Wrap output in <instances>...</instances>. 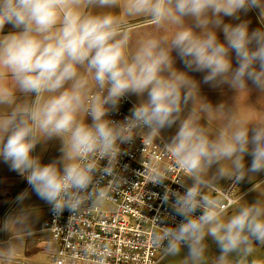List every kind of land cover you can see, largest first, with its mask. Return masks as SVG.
I'll return each instance as SVG.
<instances>
[{
	"label": "clouds",
	"instance_id": "1",
	"mask_svg": "<svg viewBox=\"0 0 264 264\" xmlns=\"http://www.w3.org/2000/svg\"><path fill=\"white\" fill-rule=\"evenodd\" d=\"M253 10L260 27L250 29L241 17ZM144 24L157 31L134 42ZM191 72L204 73L202 81ZM201 83L264 96V0H0V161L55 216L68 210L72 217L111 198L122 145L137 137L158 142L182 172L184 190L165 186L164 203L182 219L163 226L153 218L162 231L151 244L166 257L183 252L184 264H207L211 240L219 250L214 264H231L264 245V203L241 204L225 218L234 202L213 193L225 179L236 186L264 173V119L214 106L200 95ZM132 95L138 102L129 114L111 119ZM210 113L224 116L215 134ZM52 140L60 141L61 155L44 164L34 152ZM167 172L154 169L150 182L163 185ZM29 195L16 196V215L0 231L33 234ZM13 248L8 241L0 251L8 258ZM85 252L96 264L111 254L91 245Z\"/></svg>",
	"mask_w": 264,
	"mask_h": 264
},
{
	"label": "built area",
	"instance_id": "2",
	"mask_svg": "<svg viewBox=\"0 0 264 264\" xmlns=\"http://www.w3.org/2000/svg\"><path fill=\"white\" fill-rule=\"evenodd\" d=\"M134 104L127 97L118 111L110 113V118L123 120ZM157 143L137 137L131 144L121 146L124 154L118 160L119 176L110 199L86 205L72 217L68 210L57 217L50 207L43 229L49 233L53 245L52 264H96L97 257L85 252L89 245L97 251L110 248L107 264L163 263L166 256L151 244L153 232L162 231L153 218L163 219L166 222L163 226H175L181 221L170 204L164 203L163 196L165 186L182 192L184 189L178 183L184 177ZM164 166L168 168V180L163 185L150 182L153 170ZM239 184L232 186L227 180L213 193L234 202L227 210L238 203Z\"/></svg>",
	"mask_w": 264,
	"mask_h": 264
},
{
	"label": "crops",
	"instance_id": "3",
	"mask_svg": "<svg viewBox=\"0 0 264 264\" xmlns=\"http://www.w3.org/2000/svg\"><path fill=\"white\" fill-rule=\"evenodd\" d=\"M258 15V10H254ZM250 13V15L248 14ZM243 15L241 19L249 20L250 27L255 28V20L248 12ZM258 17V16H257ZM225 22H238L231 21L230 18H225ZM10 26L5 27V33L9 31ZM151 25L144 24L140 26L134 33L133 41H137L145 38L148 35L156 32ZM220 39L223 40V34L220 33ZM175 55V54H174ZM235 66V60L233 61ZM176 66L183 70V64L178 60ZM196 80L202 81L204 73L191 72ZM256 91L241 90L237 95L230 89L227 85L222 88H213L210 85L201 83L200 85V95L205 98L208 102H211L214 106L220 103H224L225 106H233L236 109L237 115L243 119L249 121H255L258 119H264L262 116L261 103L257 106L255 102L257 97ZM236 95V96H235ZM134 102H138V98L134 95L129 96ZM248 97L247 100L246 98ZM224 116L223 113H210L208 116V127L210 132L215 134L218 128L223 124ZM165 131V130H164ZM166 132V131H165ZM167 135V132L165 136ZM59 140H52L47 143V145H38L34 155L41 156V162L47 164L61 155L59 151ZM245 160L250 163L251 157L246 156ZM256 177V178H255ZM256 180L264 179V173H260L257 176H252L249 179L245 178L240 182L237 195L239 196L237 207L241 205L242 197L248 192L250 188L246 187L247 184L252 183ZM227 181V179L221 181L222 185ZM242 183V184H241ZM220 185V186H222ZM241 185V187H240ZM28 190L30 195L24 204L27 207V219L32 226V235H25L22 230L14 228L10 232L0 231V249L4 248L5 242L12 241L14 248L13 251L5 258V255L0 251V264H52L53 261V245L50 241V235L47 231L43 229V224L48 220L50 206L35 193L31 192L26 180L21 175L10 170L9 166L2 161H0V225L3 224L4 220L8 217H14L18 210L17 204L15 202L16 196ZM235 206V207H236ZM233 207V206H232ZM232 207H230L228 212H231Z\"/></svg>",
	"mask_w": 264,
	"mask_h": 264
},
{
	"label": "rangeland",
	"instance_id": "4",
	"mask_svg": "<svg viewBox=\"0 0 264 264\" xmlns=\"http://www.w3.org/2000/svg\"><path fill=\"white\" fill-rule=\"evenodd\" d=\"M250 12L255 20L254 23L255 28L260 27L257 13L254 10ZM248 14L250 15V13ZM255 28L250 27V29H255ZM246 93H248L247 90ZM254 96L257 98L256 100L252 101L253 104L255 102V105L257 106L262 102L261 104L264 105V96H259L258 93L256 95L254 94ZM246 99L249 100L248 97ZM262 108H264V106H262ZM261 112H262V116H264V110H262ZM175 130H176L175 127H173L172 129H165L167 135L165 136L166 134L165 131H163V135L165 137L171 136L175 133ZM59 147H60V141H59ZM246 187L250 189L242 197L241 204L253 203L257 199H260V201L264 203V179L261 180L255 179L254 182L247 184ZM235 206L236 205L232 207L231 212L226 211L225 218H227V216H230L231 214H233L235 211L238 210V207ZM208 244H209V250L207 253V264H214L215 256L219 254V250L216 249L214 243H212L211 240L208 241ZM184 262H185V254L182 252L179 256L176 257H166L162 264H184ZM231 264H264V245H255L254 252L248 257L241 258V257L233 256L231 258Z\"/></svg>",
	"mask_w": 264,
	"mask_h": 264
}]
</instances>
